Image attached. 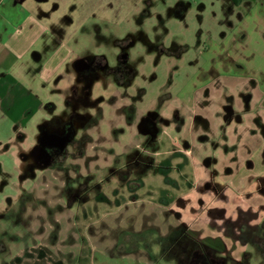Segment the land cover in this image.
Returning <instances> with one entry per match:
<instances>
[{"label":"rangeland","instance_id":"1","mask_svg":"<svg viewBox=\"0 0 264 264\" xmlns=\"http://www.w3.org/2000/svg\"><path fill=\"white\" fill-rule=\"evenodd\" d=\"M245 3L252 2L47 0L56 28L70 39L75 58L68 64L63 85H48L52 107L46 122L68 127L69 139L62 155L40 161V123L32 118H0V264L20 263L22 251L55 237L60 228L68 229L67 243L74 242L75 208L96 196L104 182L128 179L134 186L142 165L154 160L153 151L170 144L165 138V120L188 118L189 107L178 100L184 85H199L209 76L213 80L205 85H234L214 72L221 59H227L222 46H228L246 13ZM53 11L45 10L47 15ZM121 53H125L122 59ZM94 59L98 64L92 69L87 63ZM215 172H221L217 177L221 184L232 179L237 185L234 170ZM263 184L247 191L240 188L230 200L222 196L219 201L226 199L227 206L222 217V209L214 206L218 203L210 204L216 217L212 226H228L231 234L235 226L238 232L251 227L244 238L249 250L246 254L239 251L244 254L240 262L231 258L234 250L224 239L220 250L214 251L192 238L177 241L179 233L162 236L144 233L143 228L141 233L130 229L120 235V242L130 256L153 253L160 264H264ZM228 210L245 213V222L240 217L230 219ZM198 212L206 216L205 210ZM174 217L177 221L179 216ZM82 220L80 226L95 244L112 239L100 222ZM160 244L166 247V257Z\"/></svg>","mask_w":264,"mask_h":264},{"label":"crops","instance_id":"2","mask_svg":"<svg viewBox=\"0 0 264 264\" xmlns=\"http://www.w3.org/2000/svg\"><path fill=\"white\" fill-rule=\"evenodd\" d=\"M247 1L252 3H245L246 13L230 35L228 46H222L227 59H221L214 72L234 85H205L213 76L199 85H184L178 100L189 107L188 118L165 120V138L170 144L153 151L154 160L142 165L134 186L128 179L104 182L96 196L75 208L73 234L77 242L75 238L67 243L68 229L60 228V236L56 233L22 251L17 264H160L153 253L130 256L120 242V235L130 229L141 233L143 228L144 233L162 236L179 233L177 241L192 238L214 251L220 250L224 239L234 250L231 258L242 261V253L249 250L244 238L252 232L251 227L238 232L235 226L231 234L228 226H220V220V227L212 226L216 217L210 204L218 203L214 206L222 209V217L226 199L264 182V0ZM46 2L0 0V118H32L40 124L48 121L47 110L52 107L48 85H63L68 64L75 58L70 39L59 34L54 11ZM45 10L53 12L47 15ZM218 170H234L237 185L232 179L221 184ZM222 196L226 199L221 202ZM203 210L207 217L199 214ZM229 216L243 222L247 218L232 210ZM82 218L84 223L100 222L103 232L112 235L109 243L95 244L80 226ZM88 218L92 221L86 222ZM160 246L166 257V247Z\"/></svg>","mask_w":264,"mask_h":264},{"label":"flooded vegetation","instance_id":"3","mask_svg":"<svg viewBox=\"0 0 264 264\" xmlns=\"http://www.w3.org/2000/svg\"><path fill=\"white\" fill-rule=\"evenodd\" d=\"M125 53L120 54V58L122 59L124 57ZM97 59H94L93 61L87 63L88 66H91L92 69L97 67L96 64H98ZM107 63L102 64V68H106ZM60 122V121H59ZM45 124H42L39 126V136H38V143H39V149L37 157L40 161H47L50 162L51 159H55L56 157H59L63 154V151H61V143L57 139V135H66L69 133V128L64 127V125L61 126V124H58V122H54L52 125L49 122H44ZM43 133H45V137H43Z\"/></svg>","mask_w":264,"mask_h":264},{"label":"water","instance_id":"4","mask_svg":"<svg viewBox=\"0 0 264 264\" xmlns=\"http://www.w3.org/2000/svg\"><path fill=\"white\" fill-rule=\"evenodd\" d=\"M43 135V137H45V133H43L42 134ZM57 139L60 141V143H61V151L65 148V146H66V144H67V141H68V139H69V135L68 134H66V135H60V134H58L57 135Z\"/></svg>","mask_w":264,"mask_h":264}]
</instances>
